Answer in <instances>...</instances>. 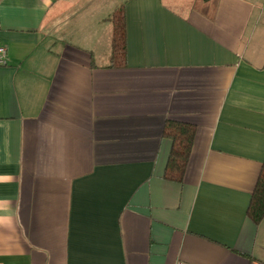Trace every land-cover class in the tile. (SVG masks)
<instances>
[{
	"label": "crops",
	"instance_id": "1",
	"mask_svg": "<svg viewBox=\"0 0 264 264\" xmlns=\"http://www.w3.org/2000/svg\"><path fill=\"white\" fill-rule=\"evenodd\" d=\"M0 46V264H264V0H0Z\"/></svg>",
	"mask_w": 264,
	"mask_h": 264
},
{
	"label": "trees",
	"instance_id": "2",
	"mask_svg": "<svg viewBox=\"0 0 264 264\" xmlns=\"http://www.w3.org/2000/svg\"><path fill=\"white\" fill-rule=\"evenodd\" d=\"M125 8L121 7L111 17L114 24L113 62L121 64L126 55V17ZM165 136L173 143L165 178L182 182L191 157L196 128L192 125L169 121L166 124ZM248 215L255 223L264 219V165L256 189L252 195Z\"/></svg>",
	"mask_w": 264,
	"mask_h": 264
},
{
	"label": "built area",
	"instance_id": "3",
	"mask_svg": "<svg viewBox=\"0 0 264 264\" xmlns=\"http://www.w3.org/2000/svg\"><path fill=\"white\" fill-rule=\"evenodd\" d=\"M9 64V58H8V50L0 46V67H6ZM178 264H184V263H178Z\"/></svg>",
	"mask_w": 264,
	"mask_h": 264
}]
</instances>
